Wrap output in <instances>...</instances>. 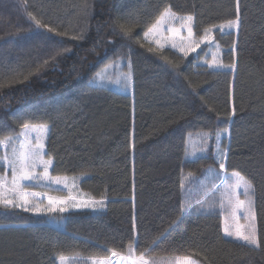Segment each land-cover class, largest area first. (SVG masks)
Masks as SVG:
<instances>
[{"label":"trees","instance_id":"1","mask_svg":"<svg viewBox=\"0 0 264 264\" xmlns=\"http://www.w3.org/2000/svg\"><path fill=\"white\" fill-rule=\"evenodd\" d=\"M167 7L194 17L197 38L235 18V0H0V137L48 125L52 175L75 177L105 201L55 215V227L0 205V264L126 255L133 238L134 253L147 257L264 264V0H240L238 31L213 28L215 65L208 44L185 56L148 41ZM129 58L131 92L93 84ZM209 132L203 154L190 157V138ZM217 143L229 145L226 171L255 188L259 248L224 235L219 189L213 207L182 215L181 181L220 170Z\"/></svg>","mask_w":264,"mask_h":264},{"label":"snow or ice","instance_id":"2","mask_svg":"<svg viewBox=\"0 0 264 264\" xmlns=\"http://www.w3.org/2000/svg\"><path fill=\"white\" fill-rule=\"evenodd\" d=\"M35 20V17H32ZM179 22V27H174V22ZM37 26H40V21L35 20ZM193 23L194 17L192 15L187 16H178L174 13L170 7L165 8L155 20V22L147 29L144 33L145 37H148L149 34L163 36L164 28L167 25V31L171 33V36L166 38V41L171 43L173 48H179L181 52L186 56L189 51H195L199 47L200 43L211 42L214 37L212 35L213 28H218L223 31L224 29H237L239 30L241 24L240 16V0H235V18L228 19L224 24L214 25L210 28L204 29L203 35L200 37L199 43H195L194 46H190L186 49L183 44H178L175 41V38L178 37L180 41H192L193 38ZM181 29L187 30V36L181 35ZM52 31V29H49ZM154 43L159 47L163 48L165 45L160 42V39H156ZM59 54V53H57ZM54 58V57H53ZM47 63V61H45ZM127 67L131 69V60L130 58L126 61ZM211 63L216 64V59L213 57ZM111 67V65H107ZM223 67L235 69L236 65H223ZM97 76H100L98 73ZM124 81L130 82L131 73H121ZM103 79V77H100ZM117 83L120 82L118 79ZM232 114H235V109L233 108ZM49 131L48 125H31L29 123H24L22 125L21 131L17 135H8L0 137V149H4V153L0 155V162L6 165V170L3 173H0V205L4 207H18L23 206L29 203L28 196L39 197L41 193H28L25 191L26 187L32 186L31 182L33 181H43V186L50 185H62L64 189L70 191L69 178L64 177H53L50 175L49 170L52 168L53 159L49 157L45 159L46 152L44 140L47 138V133ZM224 132H227L228 129H224ZM33 134H35V143H33ZM212 133L209 132L205 135V140L212 138ZM221 133L217 131L215 133V140L218 142L220 139ZM218 149V160H219V169L222 170L217 173L218 176L223 178L220 180V184H213L209 186H203L199 194L193 199L192 202L187 203L182 208V215L184 213H191L193 209L197 212L202 208H211L213 207L212 197L217 192V189L225 187L226 196H221L219 203L221 208H225V201L227 203V208L225 209L230 213V216H226L223 224V233L226 237H231L236 241H241L245 245L252 246L254 248L260 247V240L256 234L255 227V214L253 211L254 208V192L255 188L252 183L247 180L240 172L233 171L230 174L226 171V160H227V150H219V144L217 143ZM41 168L42 172L40 175H37L36 169ZM8 169L11 171V177L8 175ZM189 173L188 177L184 179L187 180L191 177ZM25 182H29L27 185ZM196 184H200V181L194 180L191 181ZM74 186V184L72 185ZM181 188L184 189V181H181ZM240 190L243 191V195L246 197V200L239 199ZM192 189H185V192L191 196ZM17 198L20 200V204H17ZM76 197L69 195L65 198L57 197L55 200L51 196L48 197V205L46 208H40L38 205L25 210L30 211H47V212H65L68 210V202L76 201ZM89 203L99 204L103 206V201H91L83 205L72 203V207L80 206H89ZM243 215L247 223L241 224L239 222L240 215ZM134 226V225H133ZM137 241L133 238L129 245L128 250L130 256L128 258L121 257L118 252L115 250L108 249L113 258L119 259H129L131 264H149V261L145 259L143 253L139 256H133L134 245ZM76 258H71L73 264ZM60 264H69L70 258L65 257L63 254L58 256ZM175 264H197V261L193 260L191 257H177Z\"/></svg>","mask_w":264,"mask_h":264},{"label":"rangeland","instance_id":"3","mask_svg":"<svg viewBox=\"0 0 264 264\" xmlns=\"http://www.w3.org/2000/svg\"><path fill=\"white\" fill-rule=\"evenodd\" d=\"M178 15V14H177ZM178 16H187V15H178ZM174 27H179V22H174L173 24ZM229 29H224L223 31H228ZM237 30V29H234ZM238 31V30H237ZM181 35L182 36H187V30L186 29H181ZM171 36V33H169L167 31V25L164 28V32H163V36H159V35H152L149 34V36L147 37L148 41L150 43H152L154 46H157L154 41L156 39H160V42L163 43L165 46L164 47H169L174 49L175 51L184 54L183 52H181L179 50V48H173L171 46V43L166 41V38ZM175 41L178 44H183V46L187 49L190 44L192 46H194L195 43H199L200 38H197L195 36V32H194V23H193V38L192 41H180L178 37L175 38ZM205 44H208L211 49L209 52L210 58L211 60L213 59V57H215L216 62H218V56H219V51L220 49L218 48V46L215 45L214 41L212 40L211 42H204V43H200L199 47L196 48L195 51H189L188 54L190 53H195L196 51H198L202 46H204ZM158 47V46H157ZM108 65H111V67H105L103 68L99 74L100 76H96V79L94 80L93 84L98 85V86H105V87H110L113 90L116 91H122V92H131L132 91V85H133V80H132V74H131V79L130 82H125L123 77L121 76V73H128L130 70L129 68L126 67V65L122 62V61H117V62H112ZM131 73V72H130ZM100 77H103V79H101ZM120 80L119 83H117V80ZM31 126V125H30ZM39 126V125H36ZM49 132V131H48ZM227 139L230 138V134H229V130L227 132H225V134ZM221 136V135H220ZM47 137H48V133H47ZM210 139V138H209ZM205 140V135H196L190 138L189 140V156L190 157H195V156H199L202 155L204 152V146L207 143V141L209 140ZM46 142H47V138L44 140V144H45V149L44 151L46 152L45 155V159H48V155H47V150H46ZM33 143H35V134H33ZM228 148L229 145L227 143L226 148H219V150H227V155H228ZM4 149H0V155H2L4 153ZM217 157H218V149H217ZM227 162V160H226ZM52 169V168H51ZM51 169L49 170V173L51 176L53 177H61L64 178L66 176H54L51 173ZM6 170V165H4L2 162H0V173H3ZM8 171V175L9 177H11V171L10 169L7 170ZM222 170H217L214 168L209 169L205 176L202 178H197L200 181V184H196L193 183L191 181L197 180L194 179L192 176L189 177V179L185 180L184 179V190L185 189H189L191 188L192 191V195L189 196L186 192H185V204L190 203L193 201V199L199 194L200 189L203 186H211L213 184H220V180L223 178L222 176H218L217 173L220 172ZM42 172L41 168H37L36 169V173L37 175H40ZM230 174V173H229ZM188 176V175H185ZM69 178V186H70V191L67 189H64L62 185H50V186H43L44 182L43 181H33L31 182L32 186L26 187L25 191L28 193H41V195L39 197H34V196H28V200L29 203L23 206H18V209H22L24 211L33 213L34 215H36L37 217L40 216H46L48 218V223H50V225L54 226L55 225H59V221H57V219L55 218V215H61L64 212H60V211H55V212H47V211H40V212H36V211H30V210H25L26 208H33L34 206H39L40 208H46L48 205V197L51 196L53 198V200H55L57 197L59 198H65L69 195H73L75 196L77 199L76 201H69L68 202V210H80V209H89V210H93V211H97V210H101L104 209V204L105 201H103V206L99 205V204H92L89 203V206L85 207V206H80V207H72L71 204L72 203H76V204H80L83 205L85 203L91 202V201H101L98 199H93L88 197L86 194H84L80 189H79V184H78V180L75 177H67ZM218 178V179H217ZM29 182H25V184L27 185ZM74 184V186H72ZM226 187V186H225ZM225 187H221L219 188L220 190V195L221 196H226V192H225ZM218 190V189H217ZM239 199L240 200H246V197L243 195V191L240 190L239 193ZM17 204H20V200L17 198ZM227 208V203L225 201V208H223V214H224V219L226 216H230V213L228 211H226L225 209ZM65 211V212H67ZM254 214H255V227H256V234L258 237V227H257V218H256V213H255V208H253ZM188 214V213H186ZM239 222L241 224H245L247 223V221L245 220L244 216L241 214L240 218H239ZM61 229V228H59ZM231 238V237H228ZM233 239V238H231ZM121 257H125L128 258L130 256V254H122L119 253ZM133 256H139L136 253H132ZM145 256V255H144ZM70 258L69 264H73L71 257ZM75 258V257H72ZM177 257H161V258H154V257H147L145 256V259H147L149 261V264H175V260ZM183 258V257H181ZM194 260V259H193ZM83 261H87L88 264H131V261L129 259H119V258H113L111 256V254L107 257V258H103V259H92L91 261L87 260H83ZM81 258H76L74 264H84ZM92 262V263H91ZM58 264H60L59 260H58ZM197 264H199L197 262Z\"/></svg>","mask_w":264,"mask_h":264}]
</instances>
